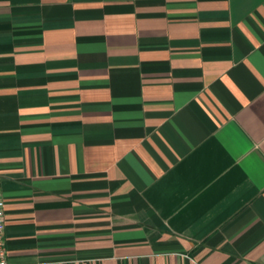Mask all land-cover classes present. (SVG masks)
I'll return each instance as SVG.
<instances>
[{"label": "crops", "instance_id": "crops-1", "mask_svg": "<svg viewBox=\"0 0 264 264\" xmlns=\"http://www.w3.org/2000/svg\"><path fill=\"white\" fill-rule=\"evenodd\" d=\"M12 264H264V0H0Z\"/></svg>", "mask_w": 264, "mask_h": 264}, {"label": "built area", "instance_id": "built-area-1", "mask_svg": "<svg viewBox=\"0 0 264 264\" xmlns=\"http://www.w3.org/2000/svg\"><path fill=\"white\" fill-rule=\"evenodd\" d=\"M0 264H12L8 259L6 240V200L0 184Z\"/></svg>", "mask_w": 264, "mask_h": 264}]
</instances>
